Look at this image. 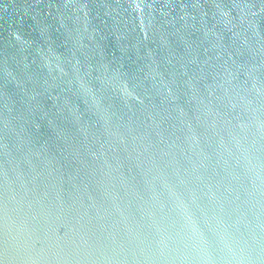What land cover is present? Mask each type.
Returning a JSON list of instances; mask_svg holds the SVG:
<instances>
[{
  "label": "water",
  "instance_id": "water-1",
  "mask_svg": "<svg viewBox=\"0 0 264 264\" xmlns=\"http://www.w3.org/2000/svg\"><path fill=\"white\" fill-rule=\"evenodd\" d=\"M0 264H264V0H0Z\"/></svg>",
  "mask_w": 264,
  "mask_h": 264
}]
</instances>
